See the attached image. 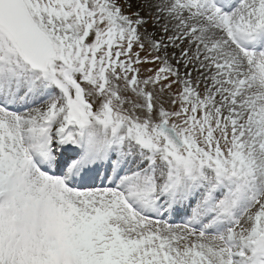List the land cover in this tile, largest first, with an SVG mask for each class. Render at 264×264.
<instances>
[{
    "label": "snow or ice",
    "instance_id": "1",
    "mask_svg": "<svg viewBox=\"0 0 264 264\" xmlns=\"http://www.w3.org/2000/svg\"><path fill=\"white\" fill-rule=\"evenodd\" d=\"M0 264H264V0H0Z\"/></svg>",
    "mask_w": 264,
    "mask_h": 264
}]
</instances>
